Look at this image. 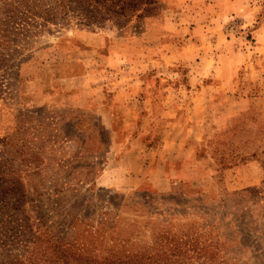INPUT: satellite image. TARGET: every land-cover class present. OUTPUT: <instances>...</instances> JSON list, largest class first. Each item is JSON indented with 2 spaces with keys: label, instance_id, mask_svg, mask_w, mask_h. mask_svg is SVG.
I'll return each mask as SVG.
<instances>
[{
  "label": "rangeland",
  "instance_id": "obj_1",
  "mask_svg": "<svg viewBox=\"0 0 264 264\" xmlns=\"http://www.w3.org/2000/svg\"><path fill=\"white\" fill-rule=\"evenodd\" d=\"M147 41L157 96L169 83L185 99L204 95L201 81L236 83L223 94L231 117L207 120L197 152L219 167L210 191L105 185L123 154L85 75L119 80L102 71L110 49L147 55ZM209 230L225 246L201 253L213 264H264V0H0V264H101L124 243L144 251Z\"/></svg>",
  "mask_w": 264,
  "mask_h": 264
},
{
  "label": "crops",
  "instance_id": "obj_2",
  "mask_svg": "<svg viewBox=\"0 0 264 264\" xmlns=\"http://www.w3.org/2000/svg\"><path fill=\"white\" fill-rule=\"evenodd\" d=\"M147 42L144 50L148 53L149 48L147 55L133 53L129 48L110 49L102 71L111 74L112 69L119 70V80L111 79L101 84L95 80L96 70L85 75L90 81L86 95L111 131L114 150L123 154L114 158L115 164L111 162L113 176L111 183L107 181L105 185L128 190L148 183L154 189L166 192L178 183H189L210 191L220 173L219 167L208 155L197 157V152L203 148L208 134L207 120L231 117L228 109H232L233 103L223 105L227 101L223 94L227 89L234 90L236 83L227 79L207 86L201 81V87H192L202 89L204 95L188 99L172 96L169 83L162 89L161 96H157L155 89L161 70L156 66L158 57L152 56L157 42ZM120 58L129 59L122 61ZM123 65L129 72L122 70ZM218 105H223V109L214 111ZM257 183L256 180L249 184Z\"/></svg>",
  "mask_w": 264,
  "mask_h": 264
},
{
  "label": "trees",
  "instance_id": "obj_3",
  "mask_svg": "<svg viewBox=\"0 0 264 264\" xmlns=\"http://www.w3.org/2000/svg\"><path fill=\"white\" fill-rule=\"evenodd\" d=\"M213 229L215 228L213 227ZM205 235H209L211 238L207 239V241H201L204 237L203 233H197V236L183 233L181 237L171 238L172 240H166L164 244L162 243L163 245H153L144 251H128L125 249L126 244L124 243V249L122 251H116L114 247L110 249L109 254L104 258L107 259L106 262H102L101 264H156L157 260H163L165 258L166 260L163 264H213V259L207 255V252H204V255L201 253L203 251H210L213 255H215L218 253L216 250H222L225 246L220 243L222 237L219 235V232H212V230H209V233H205ZM38 240H40V237L37 238V241ZM214 240H217L218 242H215ZM33 245H35V241L33 242ZM208 246H213V248L209 250ZM31 247V244L28 242L25 252H29ZM13 251L17 253L20 252L19 250ZM191 252L193 254H197V258L193 262H190V259L193 258V256H187ZM227 253L228 250L224 249V258H226ZM32 254L35 253L32 252ZM181 257H184L185 259ZM75 261H77L76 264H87L86 262L78 259ZM69 262L70 261L65 262V264H70ZM222 264H228L227 260L224 259Z\"/></svg>",
  "mask_w": 264,
  "mask_h": 264
}]
</instances>
